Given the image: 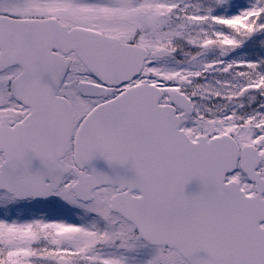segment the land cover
<instances>
[{
	"label": "water",
	"instance_id": "obj_1",
	"mask_svg": "<svg viewBox=\"0 0 264 264\" xmlns=\"http://www.w3.org/2000/svg\"><path fill=\"white\" fill-rule=\"evenodd\" d=\"M1 21L8 29H2L6 40L13 36L10 25L29 24ZM30 24L38 28L34 56L24 52L12 59L24 67L13 93L33 113L13 130L0 126V154L6 159L0 191L20 201L52 202L75 172L74 192L80 201H92L104 187L118 189L111 210L132 222L143 240L178 250L190 264H264V178L257 171L262 164L257 148L241 151L228 135L192 141L181 130L179 118L161 106L165 96L155 85L133 87L97 108L78 137L77 167L60 165L72 148L75 116L71 104L59 96L70 62L54 51L75 52L102 83H80L86 98H108L140 76L148 59L153 64L170 57L171 51L151 54L96 32L69 31L54 20ZM171 98L195 114L185 94L176 91ZM242 154V170L256 184L254 198L238 184L227 183ZM86 169L89 175L82 172Z\"/></svg>",
	"mask_w": 264,
	"mask_h": 264
},
{
	"label": "rangeland",
	"instance_id": "obj_2",
	"mask_svg": "<svg viewBox=\"0 0 264 264\" xmlns=\"http://www.w3.org/2000/svg\"><path fill=\"white\" fill-rule=\"evenodd\" d=\"M4 2L24 3L37 14L60 10L70 22L98 27L121 40L141 32L142 42L153 52L171 50L170 57L148 67V79L164 88L167 95L179 91L193 98L196 112L182 116L184 130L193 140L230 135L241 146L257 147L264 175V0ZM217 4L226 7L229 16H222L234 22L257 17L245 33H233L224 26L215 30L219 37L206 35L205 28L200 37L189 33V25L196 19L187 16L199 18L202 10L207 15V8ZM149 29L150 41L146 35ZM258 74L262 84L256 80ZM88 80L92 75L84 67L69 79L71 87L66 95L78 119L97 102L80 95L78 83ZM235 180L255 194L254 186L242 173ZM76 182L75 175L69 177L58 200L45 205L17 202L0 193V264H188L176 251L145 244L133 224L111 212L113 188L98 191L94 201L86 204L74 194ZM46 242L52 245L49 250L36 249Z\"/></svg>",
	"mask_w": 264,
	"mask_h": 264
},
{
	"label": "flooded vegetation",
	"instance_id": "obj_3",
	"mask_svg": "<svg viewBox=\"0 0 264 264\" xmlns=\"http://www.w3.org/2000/svg\"><path fill=\"white\" fill-rule=\"evenodd\" d=\"M33 8H31L28 5H25L24 3H5L4 0L0 1V23H2L1 19L4 18H10L14 21H24L27 24L26 26L17 27L15 25H10L9 31L13 34L11 39L6 40L4 37H2V29L4 31H8V29H4L0 26V80L1 78H4L5 76H9V78L4 80L2 83L0 82V126H5L7 129H15L17 128L23 121L32 113L31 109L21 104L13 95L12 88L14 81L23 73V67L20 63L13 62L12 59L22 57L24 55V52L26 55H29L28 57L34 56V35L38 32V28L34 26V23L36 21H46V20H55L62 25L66 26L69 30H73L75 28H83L90 31H95L110 37H117L116 35L110 33L109 31H103L99 29L98 27H87L83 26L79 23L70 22L67 18V15L64 12H60V10H53L52 12H48L45 14H37L32 11ZM1 25V24H0ZM146 35L151 36V29L149 31L147 30ZM19 39V40H18ZM123 42L141 46L149 51L153 52L147 44H144L142 42V35L141 32L135 33L134 36L129 39L123 40ZM59 55L70 59L71 60V67L68 72V77L65 81L64 86L62 87L60 91V95L65 97L66 99H69V97L66 95V91L70 89L69 79L72 75L80 74L82 67L84 65L82 62L77 58L76 54H67L64 51L60 50L58 51ZM150 61H147L145 64V68L143 71V74L140 78H137L134 82L131 84L122 86L117 88L113 96L108 99H95L96 104L93 106L90 113L97 108L98 106L110 103L115 97H118L121 95L125 90L129 89L132 86H136L140 84L142 81L147 82L149 77V73L147 72L148 67H151L149 64ZM85 68V67H84ZM144 74H146V78H143ZM92 83L101 84L97 80L92 79L90 80ZM70 100V99H69ZM71 101V100H70ZM163 105L165 107H171L172 103L169 99H165L163 102ZM75 109V107H74ZM177 114L181 117V120L183 122L184 115H187L185 111L181 109H176ZM89 115V114H88ZM87 115V116H88ZM86 116V117H87ZM85 119V117H84ZM83 119H78L76 117V134L79 131L81 125H82ZM75 134V135H76ZM207 137V136H206ZM211 139V137H208ZM5 162L4 154H0V168L2 167L3 163ZM62 166H69L75 164L74 159V149H72L65 158H63L60 162ZM241 172L238 171L234 175L230 177L231 181L239 175ZM74 175V174H72ZM71 175V176H72ZM69 176V177H71ZM68 177V178H69ZM67 178V179H68ZM67 181V180H66ZM246 193L249 196H253L255 194H251L248 191ZM115 216L117 214L113 213ZM51 243H39V246L36 247V249H39L40 251L44 250L47 251L51 248Z\"/></svg>",
	"mask_w": 264,
	"mask_h": 264
},
{
	"label": "trees",
	"instance_id": "obj_4",
	"mask_svg": "<svg viewBox=\"0 0 264 264\" xmlns=\"http://www.w3.org/2000/svg\"><path fill=\"white\" fill-rule=\"evenodd\" d=\"M207 9H209V15L206 13H202L200 15V17L198 18L197 15H188V19L190 17H193V19H196V22L191 24V26L189 25L188 31L189 33H191L194 36H198L200 37L201 35V30H203V28L207 29V34L206 35H214L215 37H219V35L216 33V29L219 27H223L225 29H227L228 31H231L233 33H245V31H248L251 27L250 24L251 22L254 21L253 17H257V15H254L252 18H246V19H240L237 22H234L232 19L229 20L227 18V15L224 10H226L225 6H220V5H216L215 7H208ZM206 10V9H205ZM225 14L227 16H222V14ZM190 21V20H189ZM210 31V32H209ZM205 31H202V33H204ZM207 37V36H206ZM262 77L260 76V74L256 75V80L257 81H261ZM262 82V81H261Z\"/></svg>",
	"mask_w": 264,
	"mask_h": 264
}]
</instances>
